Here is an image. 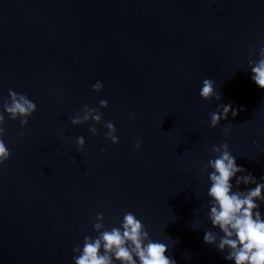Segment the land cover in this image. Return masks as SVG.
<instances>
[{
	"label": "water",
	"instance_id": "obj_1",
	"mask_svg": "<svg viewBox=\"0 0 264 264\" xmlns=\"http://www.w3.org/2000/svg\"><path fill=\"white\" fill-rule=\"evenodd\" d=\"M260 47L264 0H0V110L9 90L37 106L23 129L4 113L0 264H74L73 249L98 235L97 213L110 230L127 212L177 264H234L204 243L219 230L207 215L212 170L201 169L227 142L264 182V90L248 67ZM204 79L221 101L199 96ZM101 99L100 124H71ZM219 103L245 110L211 128ZM104 121L118 144L104 139Z\"/></svg>",
	"mask_w": 264,
	"mask_h": 264
},
{
	"label": "clouds",
	"instance_id": "obj_2",
	"mask_svg": "<svg viewBox=\"0 0 264 264\" xmlns=\"http://www.w3.org/2000/svg\"><path fill=\"white\" fill-rule=\"evenodd\" d=\"M258 55L257 60L249 59L248 67L251 80L264 90V47L259 48ZM102 90L103 85L100 81L92 85V91ZM8 95L9 99L3 103L0 110V165L5 164L12 156L3 139L6 135L4 113L10 120H19L23 129L29 118L37 111L36 104L27 95L12 90H9ZM199 96L209 101L222 99L221 94L215 89V81L211 79L203 80ZM108 107L109 102L104 99L99 101V108L96 109L84 105L70 122L72 125H82L89 121L100 124L103 113L99 109ZM244 110L242 107L235 108L231 103H219L215 111L209 113L210 127L216 128L221 125V121L228 119L229 114L235 118L239 111ZM231 126L230 122L225 126V135ZM103 127L107 129L104 139L112 144H118L119 137L116 135L114 123L104 121ZM88 131L93 136L99 135L98 129L94 126ZM23 134L21 131L19 135L23 137ZM74 140L78 150L82 151L86 144L85 139L80 136L74 137ZM142 143V138H138L135 148L139 149ZM211 152L216 154V158L209 159L201 171L212 170L208 172L210 186L207 195L210 197V211L207 215L212 228L219 231H206L203 236L204 243L209 246L215 245L220 253H225L224 259L234 264H264V216L259 210L261 203H264V182L258 181L243 166L236 164V157L230 152L227 142L219 146L213 145ZM238 173L245 174L238 176ZM233 179L235 185L231 183ZM261 180H264V177ZM241 184L255 187L241 191L239 187ZM103 221V213H97L93 229L98 235L95 238L86 236L82 248L77 246L73 249V252L78 254L73 256L74 264H177L174 258L166 255L169 251L168 245L153 241L142 221L134 213H125L120 225L110 230Z\"/></svg>",
	"mask_w": 264,
	"mask_h": 264
}]
</instances>
